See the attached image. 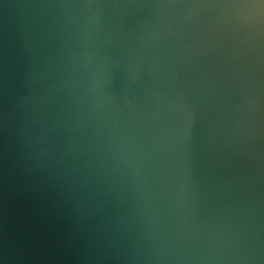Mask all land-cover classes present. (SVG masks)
Returning <instances> with one entry per match:
<instances>
[{
    "label": "water",
    "instance_id": "1",
    "mask_svg": "<svg viewBox=\"0 0 264 264\" xmlns=\"http://www.w3.org/2000/svg\"><path fill=\"white\" fill-rule=\"evenodd\" d=\"M0 264H264V0H0Z\"/></svg>",
    "mask_w": 264,
    "mask_h": 264
}]
</instances>
